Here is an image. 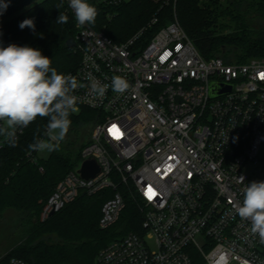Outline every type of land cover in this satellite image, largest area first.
<instances>
[{
	"label": "built area",
	"instance_id": "built-area-1",
	"mask_svg": "<svg viewBox=\"0 0 264 264\" xmlns=\"http://www.w3.org/2000/svg\"><path fill=\"white\" fill-rule=\"evenodd\" d=\"M62 1L74 14L69 0ZM123 1L99 0L105 7ZM157 23L153 17L122 42L93 24H76L74 47L81 60L64 75L83 85L73 92L78 111L98 112L81 159L95 158L101 172L85 179L71 170L55 186L41 219L82 194L112 188L116 192L103 204L99 221L102 229L110 228L126 207L117 190L124 184L138 203L142 230L111 241L94 264H193L194 251L203 264H264V243L251 232V221L236 213L242 189L264 181V158L259 157L264 58L241 63L206 58L178 20L154 29ZM87 74L108 85L118 75L130 87L118 94L109 86L97 98ZM212 82L232 85V90L211 96ZM23 131L17 129L16 140ZM46 137L47 132L39 141ZM6 143L1 136L0 148ZM27 157L39 161L36 150ZM248 166L256 171L247 173ZM6 264L28 262L12 257Z\"/></svg>",
	"mask_w": 264,
	"mask_h": 264
},
{
	"label": "trees",
	"instance_id": "trees-1",
	"mask_svg": "<svg viewBox=\"0 0 264 264\" xmlns=\"http://www.w3.org/2000/svg\"><path fill=\"white\" fill-rule=\"evenodd\" d=\"M6 2L9 6L0 16V31L3 33L0 46L14 43L38 48L52 60L51 67L58 73L65 74L79 66L80 55L75 47L67 45V41L75 37L77 28L74 14L65 2ZM89 3L98 11L94 27L104 29L116 42L128 39L153 17H158L154 29H159L173 20L176 13L206 58L219 56L230 63L246 62L253 57L264 58V22L255 28L248 18L254 11L264 18V0H227L226 7L219 0H124L119 5L106 7L99 0H89ZM60 12L68 15L67 24L56 23ZM220 18H229V22L220 24ZM25 19L34 20L35 31L19 27ZM226 27L232 30L223 33ZM97 115L96 110L83 107L78 114L70 115V128L80 123H94ZM46 125L47 118L38 117L24 128L15 147L6 143L0 148V220L13 211L15 225L22 229L14 245L0 258V264H6L12 257L24 259L28 264H94L100 250L111 241L129 231L140 232L143 216L130 187L120 184L117 190L122 193L126 207L118 222L110 228L102 229L99 221L103 204L116 192L112 188L93 195L82 194L42 220L41 211L55 186L81 160V155L73 160L59 144L48 159L31 161L27 157L31 150L29 145L46 133ZM192 256L193 264H203V258L196 252Z\"/></svg>",
	"mask_w": 264,
	"mask_h": 264
},
{
	"label": "clouds",
	"instance_id": "clouds-1",
	"mask_svg": "<svg viewBox=\"0 0 264 264\" xmlns=\"http://www.w3.org/2000/svg\"><path fill=\"white\" fill-rule=\"evenodd\" d=\"M8 6L9 2L0 0V16ZM68 7L74 12L78 27L95 23L98 11L89 0H69ZM68 20V15L60 12L56 23L67 24ZM19 27L35 31L34 20L25 19ZM51 63L38 48L14 43L0 46V136L12 147L16 146L17 129L28 127L38 117L47 118L46 132L55 143L37 141L29 145L33 150L58 147L69 131L70 115L78 111V98L73 92L83 85L70 74L58 73ZM86 79L91 94L97 98H103L109 86L118 94L130 87L129 82L118 75L111 78V85L101 84L91 74H87ZM242 192L243 201L236 213L241 219L251 221V232L264 243V181H252Z\"/></svg>",
	"mask_w": 264,
	"mask_h": 264
},
{
	"label": "rangeland",
	"instance_id": "rangeland-1",
	"mask_svg": "<svg viewBox=\"0 0 264 264\" xmlns=\"http://www.w3.org/2000/svg\"><path fill=\"white\" fill-rule=\"evenodd\" d=\"M128 1V0H125ZM220 4L222 6H227V0H219ZM248 17V16H247ZM174 20H180L178 19L176 13H174ZM250 20H252V23L254 24L255 28H259L260 23L264 22V18L261 14L257 13L256 11L251 12L248 17ZM168 21L167 23L171 22ZM229 22V18H220L219 23L222 22ZM181 23V22H180ZM219 30H222L219 29ZM218 30V31H219ZM232 30V28H224L222 30L223 33H228ZM132 36V35H131ZM129 36V37H131ZM235 62V61H233ZM81 111V110H80ZM80 111L75 112V114H78ZM93 128V123L90 124H78V125H72V128L69 129L67 135L65 136L64 140L61 141L59 144L63 146L64 153L71 154L73 157V160L79 158L81 155L84 147L86 146L87 142L91 139V131ZM43 142L45 144L54 145L55 142H53L49 137H46L43 139ZM55 148V147H54ZM53 149L45 148L43 150L38 151V158L39 159H48L51 155ZM260 158H264V147L260 151L259 154ZM262 166L261 164L258 165V168L260 169ZM256 169V166H248L246 168L247 173H253ZM42 171V170H41ZM15 213L13 211H9L4 218L0 220V258L4 257V255L7 254V251L9 248H11L14 245V240L19 238L21 235L22 229L21 227H16L15 225ZM153 246V245H152ZM195 252V251H194ZM197 253V252H196ZM199 256H201L199 253H197ZM236 264V263H233Z\"/></svg>",
	"mask_w": 264,
	"mask_h": 264
},
{
	"label": "water",
	"instance_id": "water-1",
	"mask_svg": "<svg viewBox=\"0 0 264 264\" xmlns=\"http://www.w3.org/2000/svg\"><path fill=\"white\" fill-rule=\"evenodd\" d=\"M76 41L74 38H70L67 41V45L74 47ZM211 96L223 94L232 90V85L212 82L210 85ZM74 172L85 179H91L97 176L101 172V167L98 161L93 157L82 158L74 167ZM53 214V213H52Z\"/></svg>",
	"mask_w": 264,
	"mask_h": 264
},
{
	"label": "snow or ice",
	"instance_id": "snow-or-ice-1",
	"mask_svg": "<svg viewBox=\"0 0 264 264\" xmlns=\"http://www.w3.org/2000/svg\"><path fill=\"white\" fill-rule=\"evenodd\" d=\"M149 191H151V189H149Z\"/></svg>",
	"mask_w": 264,
	"mask_h": 264
}]
</instances>
